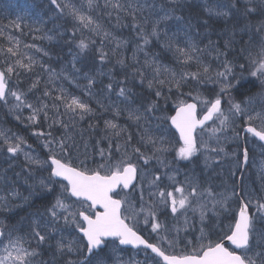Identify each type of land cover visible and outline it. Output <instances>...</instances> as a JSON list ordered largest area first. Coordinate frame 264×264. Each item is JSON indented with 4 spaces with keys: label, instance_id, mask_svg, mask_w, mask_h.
<instances>
[{
    "label": "snow or ice",
    "instance_id": "obj_1",
    "mask_svg": "<svg viewBox=\"0 0 264 264\" xmlns=\"http://www.w3.org/2000/svg\"><path fill=\"white\" fill-rule=\"evenodd\" d=\"M51 3L57 9H60L61 12L64 9H68V14L83 27L90 28L97 35L101 34V25L93 19L92 15L81 10L84 7L83 4L77 7L76 4H65L62 6L57 0H51ZM86 6L89 10H95V8L99 7L96 0H87ZM105 7H108L107 0ZM112 7L122 9L123 6L117 2ZM133 7V5H129V8ZM161 11H164V9L161 8ZM206 11L210 16L230 17L235 13H240L241 18L245 20H249L252 17L261 18L259 24L254 29L255 33L260 35L259 58H252L251 52L248 55L250 63L256 69L251 75L253 77L264 78V35H261L264 34V0H227L226 3L218 5L216 9L211 6L207 7ZM130 14L135 19V11ZM171 18L168 12L159 16L152 23L151 32L147 35H144V29L140 28V34L143 35L144 43L147 44L149 42L148 35L156 37L157 40L161 38L162 33L164 36H167L166 30L162 29L160 25ZM176 19L179 20L181 18L176 17ZM12 26L20 28V24L18 23H14ZM135 27L139 28L140 26L135 25ZM4 35V30L0 29V36ZM110 35L108 32H103L105 38ZM7 39L11 42L12 46L0 48V54L3 56V60H0V101L7 103L10 96L17 102L15 105L17 110L24 106L32 110L31 115L28 117L30 122L37 123L42 115L45 121L51 119L52 123L49 124V128L59 124L65 130V134L60 138L53 137L51 132L35 133L37 136L46 137L43 146L48 149V160L42 161L27 152L24 155L31 165H37L40 168L46 165L49 167L48 176L40 180L42 187L51 192L54 190L56 184H60V195L56 197L52 206L47 209L51 221L55 222L62 217L65 224L75 225V229L82 236L79 240L75 238L69 240L63 236L55 239L53 235L55 229L48 231V224L34 221L30 233L31 239L25 240L23 236L15 234L14 229H9L7 225L0 224V245L3 246L2 251L4 253L0 255V264H107L109 254L106 252V249L110 243L114 244L116 241L119 242V245H132L135 247L142 245L146 256L147 250H151V253L155 255L150 258L156 264H160L161 261L162 264H264V230H258L255 226L258 221H264V201L256 200L254 202L250 198H247V194L243 192L233 191L229 195L214 193L210 187L202 188L199 182L192 178L186 177L184 182L180 183L176 180L175 175L168 176L172 190L160 188V175L153 176L149 181V188H155L156 191H149L148 196L150 201L147 205H145L142 187L139 194V208H137L136 202L128 198L127 193L121 198H116L120 196V191L129 189L130 185L132 186V191L136 190L137 186L133 184V181L137 177L138 168L132 162L133 155L142 159L145 164L153 158H156L161 164L164 163L158 155L159 153L168 151L163 137L154 138L148 135L147 129H145L144 134L140 136V143L145 147H152V154L145 155L141 152L140 147L132 144L133 135L127 131L126 127L114 121L106 120L105 128L112 130L111 136H115L118 140L122 136L124 137L123 145L117 143L115 146L116 151L120 153V159L114 160L112 158V141L109 137H105V139L109 140V150L106 154L104 149H100L99 153L104 163L97 165L96 168H88L85 161H80L82 167L72 166L69 159V149L75 145L72 143L73 136L70 129L75 128L77 117L79 120H83L94 109L89 103L82 100L79 96L71 94L63 87L56 89L51 70H48L49 80L45 85L46 90L43 92V96H52V91H57L59 95L52 97L54 103L51 106L41 103L39 107H33L31 103L26 104L25 98L27 93H22L11 88V77L13 75L19 76L20 70L25 72L34 71L37 62L32 56L21 51V42L18 38L9 35ZM92 43H95V41L89 40L86 42L85 39H81L79 41V48L83 51ZM101 43L103 44V41ZM120 43L119 41L117 42L118 47ZM230 44L231 41H226L225 47H229ZM164 46L174 51L177 63L186 67H191L194 64L197 70H181L177 73L168 67L157 66L155 60L151 62L146 60V64L151 63L153 65V80L148 82L149 88L154 86L162 87L168 84L169 91L175 87L179 92L189 79L197 83L213 80V75H210L212 73L210 65L204 63L199 55L203 50L199 49L195 44L189 42L186 47H180L178 44L174 47L172 38L168 37ZM29 47L35 48V45H24V48ZM115 51L114 49V54ZM244 51H247V49H241V52ZM220 55L222 53L217 52V59ZM106 56L107 53L101 50V61ZM25 59H27V63H25ZM119 63L123 64V60H120ZM41 67L44 68L43 65ZM223 67L224 71L215 72L214 77L216 82L220 80L225 81L221 86V93L226 94L233 87V85L227 83L228 76L232 72V66L228 62H225ZM240 67L243 68L244 66L240 65ZM135 75H139L141 82H143L144 74L142 71L137 69ZM161 75H164L165 78L159 79ZM93 83L94 79L89 78L88 84L85 86L88 89L87 95L89 97L92 96L91 87ZM252 83L255 86V82L253 81ZM38 84L39 79L34 80L29 91L36 88ZM49 84L53 85V89L48 88ZM112 87L111 83L107 85L108 90H111ZM259 87L261 92L254 96L246 97L241 101L230 99L227 112L222 108L220 94L217 95L216 99L211 101L206 99L201 100L197 96L195 98L196 101H199L206 108L204 115L199 119L197 118L196 102H187L183 99L178 100L176 114L170 117L171 123L179 131L180 140L182 141L181 146L177 150V156L188 160L200 151L211 152L217 155L224 152V148L220 146L222 143L221 137L225 141L227 140L224 133L237 118L245 119L248 123L246 131L258 137L260 141H264V128L258 130L252 126V122L256 119L264 121V79H261ZM128 92L129 90L122 87L118 95L124 97L125 100H129ZM161 94V91L155 92L157 97L161 96ZM179 94L181 96L184 95L182 92H179ZM187 95L191 97L192 94L188 93ZM258 102L259 110L256 108ZM61 106L63 107V112L60 111ZM154 107V103L149 104L144 109V112H141L139 108L126 109L127 118L139 124L141 119H147L145 114L151 112ZM50 109L53 110L51 117L49 116ZM114 111L116 116L121 114L119 108L114 109ZM61 117H66L67 122L61 119ZM17 119H20V117H17ZM208 121H211L215 125L209 130V139L211 140L215 137L216 148H211L203 140L200 141L198 146L196 137L193 134L198 126L203 128ZM90 127L92 126L90 125ZM0 138H3V143L7 146V152L12 154H18L23 151L22 145L26 143L23 138L9 136L5 131H0ZM129 148H131V155L128 152ZM243 156L244 163H247V149H244ZM205 159L207 161L211 157L206 156ZM261 170L264 171V162H262ZM61 180L67 183L63 184ZM117 189H120V191H117ZM72 198H75L72 203H66V200ZM233 199L237 201V208L230 209L229 203ZM153 200L158 201L160 206L170 208L173 216L180 212L187 213L189 209L193 213L199 211L202 224L208 217L209 212L217 219H219L222 212H231L233 223L228 225V232L224 233L219 242L208 240L207 243H204L203 241L207 239V235L204 229L201 228V235L195 238V242L186 241L185 243V248L190 247V251L184 253L182 250L179 255L168 254V249L175 248L177 241L168 239L170 230L158 221L157 204L152 203L151 201ZM2 205L3 199H0V206ZM253 207L256 209L254 213L250 212V209ZM96 209H102V211ZM140 216L144 217L143 223L145 225L151 223V231L157 234L155 243L149 242L137 230ZM187 223V217H185V224ZM219 223H222V221H219ZM174 230L177 234L180 231L179 228H175ZM161 233L164 234L162 235ZM53 239H55V242L49 244V248L53 252V258L50 261L39 259L43 255L39 251L40 246ZM32 240L36 241V248L31 247ZM224 241L230 242V245L234 247L230 250L229 247H225ZM26 243L28 247H25ZM73 255L83 258L72 259ZM157 257L160 258L159 261L156 260ZM145 264H147V259Z\"/></svg>",
    "mask_w": 264,
    "mask_h": 264
},
{
    "label": "trees",
    "instance_id": "obj_2",
    "mask_svg": "<svg viewBox=\"0 0 264 264\" xmlns=\"http://www.w3.org/2000/svg\"><path fill=\"white\" fill-rule=\"evenodd\" d=\"M69 1L70 4H76L77 7H80L82 4L84 5L81 10L92 15L93 19L101 25V34L97 35L93 33L90 28L83 27L68 14V9H64V11L61 12L60 9H57L56 6L51 3V0H0V29H3L5 32L4 36H0V48L12 46L11 42L7 39L9 35L20 40L21 51H29V49H24V45H35V47H39L38 52L35 55H32L33 59L37 62L34 71H21L20 75L16 76L18 79L19 90L27 93L25 101H30L33 107H39L41 103H46L51 106L54 103L52 97L59 95L57 91L55 92V90H53L52 96H43V92L46 90L45 85L49 80V77L46 78L49 73L48 70L53 69L56 72L63 66V64L66 65L71 61L74 69L80 72V82L75 81L72 84L66 82L60 74H54L53 78L56 89L63 87L71 94L79 96L89 104L91 103L90 106L94 109L91 114L96 115L95 119L94 116L91 118L85 116L83 120H80L81 126L79 128L84 134L82 139L72 141L75 146L70 149H73V151L81 150V148H85L86 145L89 147L91 146L93 135H95L94 132L97 133L96 130L100 129V126H103L101 125V121H103L102 119L104 117H109L120 122L121 126L126 127L127 131L132 133L133 145L136 147L141 146L140 136L143 135L145 129L149 130V128H147L149 126L142 119L139 124L128 120L127 111L125 109L123 110L122 106L127 103L128 109H136L137 106L142 107L143 105L144 107L142 108L145 109V106H148L153 102L155 105L153 110L158 114L163 113L162 115L167 116L168 113L173 111V106L178 100L188 98V92L190 93L197 88V82L189 79L179 90V92L184 93V95L181 96L175 87L169 91L168 84H165L167 88L164 87V85L162 87L154 86L152 87L153 89L149 88L148 82L153 80V74L145 71L143 66V82H141V77L139 75H135L136 70L141 67V58L143 55V52L141 51L144 49L149 50L151 58L156 54L157 56L154 59L164 63L169 69H172L177 73L181 70H197V67L194 64L191 67H186L176 62L174 51L169 50L164 46L167 40L162 37V34L159 40H157L156 37L148 35L149 42L147 44L144 43L143 35L140 34V28H144V35L151 32L152 23L157 19L155 10L160 11L161 8H163L164 11L166 10L170 14L172 17L171 21L174 22L173 31H179L181 35L180 37H183V45L181 47H186L189 42L195 44L199 49L203 50L199 53L201 59H204L203 62L211 67L218 62L225 63L226 60L232 56L239 58V55H241L240 44L242 43L245 47L244 41H246L250 33L254 32L252 29L248 31L247 28H245V30L239 34L234 33V35L231 36V39H226L225 32L229 29V25L232 23L235 24L241 15L235 13L230 17L210 16L206 11V8L209 6L214 8L219 4L226 3L227 0H175L176 3H169L166 2V0H107L108 7H105L106 0H96L99 7L95 8V10H89L87 8V0ZM57 2L62 4V0H57ZM117 2L123 6L122 9L112 7V5ZM4 4L9 5V11H1ZM130 4L134 7L129 8ZM133 11H135V19L133 18V15L130 14ZM176 17H180L181 19L177 20ZM254 19L257 20L258 18L252 17L249 19V22L252 23ZM14 23L20 24V28L13 27L12 25ZM135 25H139L140 27H135ZM53 27H55V29H52ZM56 27H58L57 30ZM218 30L222 34L221 37L216 35ZM103 32H108L111 35L105 38ZM81 39H85L86 42L89 40L95 41V43L90 44L87 49L82 51L79 48V41ZM217 39L220 40L216 42ZM101 41H103V44ZM118 41L121 42L119 47L117 46ZM226 41H231L230 46L227 48L225 47ZM215 44L219 51L214 50ZM175 45L173 44L174 47ZM114 49L116 50L115 54L113 52ZM101 50L104 53H107V56L103 61L100 59ZM216 52H222L223 55H220L217 59ZM45 53H47V55H45ZM208 55L210 58L214 56V61L216 62L214 63L211 61L210 63V59L207 58ZM0 60H3L2 54H0ZM120 60H123V64L119 63ZM27 62V59H25V63ZM241 63L243 62L240 61V64ZM41 65H43L44 68H42ZM212 69L214 70L213 67ZM87 72H89L91 78L94 79V83L91 87V97L87 95L88 89L85 87L88 84V80L83 78ZM66 73H70L69 70ZM70 77L76 80V74L71 73ZM11 78L14 80V76ZM164 78V75L159 77V79ZM37 79H39L38 86L29 91L33 81ZM107 83L112 84V91L108 90ZM203 85L207 86V91L211 93V98L217 95L215 92L216 83L206 81ZM243 85H245V87H243ZM252 86V84L244 83L239 87L242 91L243 87L245 92L249 91V93H251L250 91L254 90ZM122 87L129 90V100H125L124 97H121V99L116 98V94L119 93V90ZM48 88L53 89V85L49 84ZM156 91H161V96L157 97L155 95ZM169 93L171 94L168 95ZM172 93L174 94L172 95ZM236 95L240 96L238 90ZM162 97L164 98L162 99ZM34 98L37 99L34 100ZM125 101L126 103L123 104ZM174 101L177 102L175 103ZM172 102H174V104H172ZM101 105H103V107H101ZM117 107L121 110V114L119 115V118H113L112 115L115 113L114 109ZM166 109L171 112H168ZM24 111L32 110L26 109ZM51 114L53 115V110L50 109V117L52 116ZM62 118L65 119L66 117ZM87 118H89L88 124L86 123ZM149 119L152 121V117ZM0 121L2 124L10 127V131L22 134L27 142L38 148L42 153L41 156L43 159L48 156V149L40 144L36 146L35 141L32 140L31 132H44L47 129L55 131L57 128L54 126L48 128L49 124L52 122L51 119L45 121L43 116H41L37 123L24 126L23 124L18 123L17 116L15 114L11 115L10 110L0 101ZM90 125L92 127H90ZM55 126L62 129L59 124H56ZM139 132L142 134H139ZM64 134L65 130L61 135L63 136ZM74 138L75 137H73V139ZM137 139H139V144L137 143ZM5 147L3 141L0 139V169L5 166L6 168H10V177H12L10 183L5 186V189H2L4 194H6L3 203L9 204L11 209H16L18 215L16 216L15 214L10 215L9 213H5L3 222L9 223L10 228L15 230V234H25L26 236L33 227V222L29 221V217L32 215L37 216L39 212L45 209L44 207L52 201L53 195L52 193L44 192V187L37 185L36 181L41 169L29 164L27 160L24 161L20 155L15 156V161L8 159ZM105 148L109 149L107 147ZM111 151L113 152V149H111ZM241 158L242 155L240 154V161ZM69 159L73 165H78L79 161L82 160V158ZM89 168L93 167L90 166ZM41 176L39 177H47L44 175ZM33 184H35V194H33L34 188L28 187L29 185L33 186ZM13 193H15V195H13ZM19 218L22 220V224L18 223ZM41 252L43 253L44 251Z\"/></svg>",
    "mask_w": 264,
    "mask_h": 264
},
{
    "label": "rangeland",
    "instance_id": "obj_3",
    "mask_svg": "<svg viewBox=\"0 0 264 264\" xmlns=\"http://www.w3.org/2000/svg\"><path fill=\"white\" fill-rule=\"evenodd\" d=\"M65 4H70V1L69 0H62L61 5L63 6ZM217 6L214 7V9H216ZM9 8L10 7L8 4H4L1 11H3V12L9 11L10 10ZM220 10H224V9H220ZM155 11H156V18L157 19L159 18V16H162V15H164L165 12H167L166 10L165 11L155 10ZM19 14L22 15L21 13H19ZM257 18H258L257 20H254L252 23H250L249 20H245V19H242L241 17H239L238 21L235 24L232 23V24H230L231 26L229 25V27H228L229 29L227 30V32H225L226 33V39H231V36H233L234 33L239 34L240 32H243L245 30V28H247L248 31L250 29H252L254 31L255 27L260 22V20H259L260 18L259 17H257ZM160 27L162 29L166 30V32H167V36H164V34L162 33V37H164L166 40H168V37H171L172 43L174 45H175V43L180 45V47L183 45V37H180L181 35H180L179 31H177V32L173 31L174 30V22L171 21V19L168 22L161 24ZM57 28L58 27H56V30H57ZM240 28L242 30H240ZM52 29H55V27H53ZM218 31H217L216 35L221 36L222 34L220 33V31L219 32ZM250 35H253V38H252L253 40L249 44L248 47H247V43H246L247 40L244 41L245 47L242 45V43L240 44V46H241L240 51H241V49H247V51L240 52L241 55H239V58L232 56L226 60V62H228L229 64H233L235 67L238 65H243L244 66V74L248 68L251 70V73L256 70L255 67L250 63L249 55H248L249 52H251L252 58H256V59L259 58L258 57L259 35H257L255 33V31L253 33H251ZM218 40H220V39H217L216 42H218ZM26 49H29V51H22V52H26L29 56H32L38 52L39 47H35V48L29 47ZM214 49L217 50L216 47ZM141 52H143V55L141 58L142 61H141V67L139 69L140 71H142L141 68L143 66V69L145 71L153 74V65H151V63L146 64L145 63L146 60L149 62L155 60L157 62L158 66L167 67V65H165L164 63H161L160 61H157L156 59H154L157 56L156 54H154L153 58H151V53H149V50L144 49ZM207 58L210 59L209 60L210 62L211 61H213L214 63L216 62V61H214V56H212L210 58V56L208 55ZM202 60H204V59H202ZM240 61H242L243 63L240 64ZM205 62H207V61H205ZM223 65H224V62H218L216 65L212 66L214 68V70L210 66L212 69V73H210V75H213V78H215L214 77L215 72L224 71ZM50 70L53 74V78H54V74H60L63 77V79L70 84H72L75 81L80 82L79 81L80 77H81L80 72L74 69L71 61H69L66 65L63 64V66L60 67L56 72L53 69H50ZM68 70L70 73H66ZM21 71H23V70H20V72ZM71 73L76 74V80H74V78L70 77ZM232 74H236V76H241V78L244 76V74L241 73V70L236 71L235 73H232ZM13 76H14V80L11 78L10 87L13 88L14 90L22 92L18 88L19 84H18V79L16 78V75H13ZM84 76H83V78H85L86 80L91 78V76L89 75V72H87ZM48 77H49V73H48V76L46 78H48ZM253 80L255 81V84H257L258 86H252V88L254 90L251 91V93H249V91H247V92L244 91L243 87H245V85H243V87H242L243 91H242L241 88L239 87L241 85V83H238V84H234L233 87L230 88L226 94H223V93H221V86L223 84V80H220L219 82H217L218 85L215 86V92L216 93L219 92L218 94H220V97L223 100L222 104L224 106L225 112H227V109L229 108V100L230 99L233 101H241V100H244L246 97L254 96V95L261 92V89L259 87L261 77H257L256 79H253ZM227 83H228V81H227ZM237 90L240 92V96L236 95ZM110 91H112V90H110ZM22 93H24V92H22ZM190 93L192 94L191 97L193 99H195L197 96H199L201 100H205V99L210 100L212 97L211 93L207 91V86H204L203 83H197V88ZM116 98L121 99V96H119L117 93ZM36 99L37 98H34V100H36ZM8 100H9V102L6 104V108L10 110L11 115L15 114L17 117H20V119H18V123L24 124V126L33 124L32 122H30L28 120V117L31 115V111H24V110L29 109V108L24 106V107L20 108L19 110H17V108L15 107V105L17 103L15 101V99L9 96ZM197 102L199 103V105H201L204 108L203 104H201L199 101H197ZM27 103H31V102L28 101V102H26V104ZM125 103H126V101L123 104H125ZM142 107H144V106L142 105ZM142 107L137 106L136 108H139L141 112H144V108H142ZM146 107L147 106H145V108ZM122 108H123V110L128 109V104L126 103L124 106H122ZM256 108H257V110H259V102L257 103ZM29 110H31V109H29ZM61 112H63L62 106H61ZM145 115L147 116V119L146 120L142 119V120H144V122L149 126V127H147V128H149L147 134L153 136L154 138L163 137L164 141H165V147L168 148V151L158 154L160 156V158L163 160V162H164L163 164L159 163L156 158L151 159L147 164H145L142 159L138 158L135 155L132 156V161L134 160L137 164L140 165V166H138L139 167V182L137 184L136 190L132 191L131 193H128L127 195H128V198L130 200L136 202L137 208H139V206H140L139 194H140V188L141 187L144 190L145 205H147V203L150 201V198L148 196L149 191H156L155 188H149V181L153 178L154 175H160L161 180L159 181V187L165 188L166 190H172V185L168 179V176L175 175L176 180L180 183H183L186 177L192 178L193 180L198 181L202 188H209L210 187L214 193L229 195L233 191L243 192V193L247 194V198H250L254 202L257 200V197H260V194H258V191H257L258 190L257 187L260 186V184H261L260 182H262V180L264 178V171L261 170L262 169V162H264V158H261V160L260 159L257 160V158L259 156V154H257V152L252 154V159L251 158L248 159V163H247L245 172H244L243 176L241 175L242 177L240 179V186H238V179L237 178H239L240 173H241V171L239 172L240 164H241L240 154L242 153V146H243V142H244V140L242 141L240 138L241 137L240 136V133H241L240 132V130H241L240 121H242L243 123H247L245 119H240V118L235 119L234 123L231 124L229 129H227L226 132L224 133V136L227 137L226 141L224 140L223 137H221L222 143L220 146H222L224 148V150H225L224 152H221L217 155V154L211 153V152L200 151L199 152L200 155L197 153V155L195 154L192 158L185 160V159H181L177 156V150L181 146L182 143L181 144L178 143V141L175 137L176 134L172 133V131L169 127V124L167 123V117L168 116L158 114L155 110H152V113L149 112V113H146ZM88 116H89V118L94 116V119H95L96 115H92L90 113V114L86 115V117H88ZM112 117L113 118H119V116H116L115 113L112 115ZM150 117H152L151 126H150V121H148ZM89 118H87V121H86L87 124L89 122L88 121ZM61 119H63V118L61 117ZM64 120L67 121V118H65ZM102 120L103 121H101V125H103V126H100V129L96 130L97 133L94 132L95 135H93V141H92L91 146L89 147L88 145H86L85 148L82 147L81 150H76V151H73V149H69V153H70L69 158H75V159L82 158L81 161H85L88 168L90 166H92L93 168H96L97 165L104 163V160L101 158L99 153H100V149H104L105 153L107 154L109 149H106L105 147L109 148V140L105 139V137H109L112 141V149H113L112 158L114 160L120 159V153H118L116 151L115 146L117 143H120V144L122 143L121 145H123L124 137L122 136L118 140L115 136H113V137L110 136V133L112 130L105 128V121L111 120V121H114L115 123H117L119 125H121V123L117 122V121H115L109 117L108 118L104 117ZM163 123H164V126H163ZM253 124L257 125L260 128H264V121L256 119L253 121ZM2 125H3V127H2ZM217 125H218V121H217ZM80 126H81V122L79 119H77V123H76V126L74 128L75 130L70 129L72 136L75 137L73 140L82 139V136L84 133H83V131L80 130V128H79ZM214 126L215 125L212 124V126L209 127L207 130H204V131L199 133L198 144L200 143L201 140H203V141L207 142L211 148L217 147V144L215 143V137H213L211 140L209 139V130ZM54 127L57 128L55 131L54 130L50 131L49 129H47L43 133L51 132L53 137H56V138L62 137L61 133L62 132L64 133V130L58 128L55 125H54ZM48 128H49V126H48ZM0 131L7 132L9 134V136L21 137L26 142L22 145L23 151H21L18 154L8 153L7 152V146L5 145L6 146L5 150L8 153V159L14 161L15 160L14 157L16 155H20L21 158H23V160L26 161L24 153L27 152L30 155H32L33 157L44 161L43 157L41 156L42 153H41V151H39L38 148L33 146L31 143L27 142L25 137L22 134H20L18 132L10 131V127L6 126L5 124H2L1 121H0ZM35 133H37V132H35V131L31 132L32 140L35 141L36 146L39 144L41 146H43L46 137L37 136V135H35ZM139 134H142V133L139 132ZM0 139L3 141V138H0ZM137 141H138L137 143L139 144V139H137ZM247 143H248V145L246 147L249 150H251L252 149L251 146H252L253 142L250 143V141L247 140ZM140 148H141V152H143L145 155H151L152 154V147L151 146L145 147L144 145L141 144ZM255 149H258V148H255ZM121 151H123V149H121ZM128 152H130L129 154L131 155V148L128 149ZM263 153H264V150H263ZM206 156L211 157V159L206 161V159H205ZM78 165L80 167H82V165L80 164V161H79ZM48 173H49V171H48ZM10 176H11L10 168H6V166H5L4 168L0 169V199L4 200L6 197V194H4L2 189H5V186L8 183H10V180H11ZM203 176H206L207 178H203ZM45 178L37 177V181H36L37 185L41 187L40 180L45 179ZM254 181H256V182H254ZM247 184H248V186H247ZM34 185L35 184H33V186L29 185L28 187L34 188ZM220 189H222V190H220ZM44 192L51 193L46 188H44ZM35 193H36V191L34 188L33 194H35ZM60 193H61V187L59 184H56L54 187V190H53V194H52L53 195L52 203L55 202L56 197L59 196ZM123 196H125V194L121 195V197H123ZM24 197H25V195H24ZM25 199H26V197H25ZM72 202H73L72 200H69L68 202L66 201V203H72ZM151 202L157 204L156 211H157L158 221L162 225H164L167 229L170 230L168 233V239L177 241L175 248L168 249L169 251H173L176 253H181L182 250L184 253H187L188 251H190V247L185 248V243H186V241L195 242V238H197L201 235V231H200L201 228L204 229V232L207 235V239L204 240L203 242L207 243L208 240L214 241L213 238L210 236V235H212L213 230L218 231L219 228H221L224 231L225 228L227 227V230L225 232L221 233V237H222L224 235V233L228 232V225L231 224V222H232L231 212H229V213H223L222 212L219 216V219L213 217L212 213L209 212L208 217L206 218L205 222L202 224L200 221L199 211L193 213L191 211V209H189L187 211V213L180 212V213H177L175 216H173V214L170 211V208H165L163 206H160L158 204V201H155V200H153ZM0 207L2 209L5 207L8 209H11L9 204H4V203ZM77 207H79V205H77ZM85 207H86V205H85ZM229 208L230 209L237 208V201L235 199L230 201ZM47 209H43L42 212H40L38 214L39 217L36 218L35 221H40L41 224H48V231H52L53 229H55V231L53 233L55 239H59L61 236L65 237L66 239H69V240L74 239V238L77 240L80 239L79 235L77 234V230L75 229V225L65 224L62 217L59 220L52 222L50 216L48 215ZM251 211L254 213L256 211L255 207L251 208ZM7 212H9L10 215H14V214L16 216L18 215L16 210H14V209H11L10 211L6 210V213ZM185 217H187V221H188L187 224H185ZM143 220H144V217L140 216L139 217L140 222L137 226H139L141 229H143L147 233L148 236L150 235V237L156 241L157 240V234L153 233L151 231V223L145 225L143 223ZM29 221L34 222L33 215L29 217ZM219 221H222V223H219ZM18 223L19 224L23 223L20 218L18 220ZM4 225H7L9 229H12V228H10L9 223H6ZM175 228L180 229L178 234L175 232V230H174ZM256 228L258 230H262L264 228V224L261 221H258ZM31 231H29V232L27 231L28 235L25 236V234H21V236H23L25 238V240H29V239H31V236H30ZM161 234L163 235L164 233H161ZM17 235H19V234L17 233ZM55 239L49 241L48 243H46L44 245H41L39 248V251H47L48 249H50L49 244L54 243ZM2 247L3 246L0 245V255L4 254L2 251ZM25 247H28L27 243L25 244ZM31 247L32 248L37 247L35 240H32ZM108 251H106V252L108 254L111 253V255H110L111 259L107 260V264H145L146 259H147V264H156V262L153 261L151 258L145 257L143 253H142V258H141V252L140 253H134V251L133 252H129V251L126 252V251H122V250L121 251L117 250V252H112V248H110ZM52 255H53V253H52ZM71 258L72 259H77V258L82 259L83 257H77V256L73 255Z\"/></svg>",
    "mask_w": 264,
    "mask_h": 264
},
{
    "label": "bare ground",
    "instance_id": "obj_4",
    "mask_svg": "<svg viewBox=\"0 0 264 264\" xmlns=\"http://www.w3.org/2000/svg\"><path fill=\"white\" fill-rule=\"evenodd\" d=\"M74 2V1H73ZM85 2V1H84ZM166 2H169V3H176V1L175 0H166ZM42 3V2H41ZM68 3V2H67ZM73 4V3H72ZM79 5V4H78ZM24 6V5H23ZM51 7V6H50ZM53 9V8H52ZM66 10V9H65ZM51 11V10H50ZM59 12V11H58ZM66 15H68V14H66ZM57 16H58V14H57ZM49 17V16H48ZM70 17V16H69ZM52 18V17H51ZM220 19V18H219ZM64 20V19H63ZM255 20V19H254ZM59 21V20H58ZM222 21H223V19H222ZM229 21V20H228ZM64 22V21H63ZM71 22H73V21H71ZM37 24V23H36ZM31 26V25H30ZM63 26V25H62ZM150 26V25H149ZM231 26V25H230ZM241 26V25H240ZM243 26V25H242ZM33 28V27H32ZM217 28V27H216ZM238 28V27H237ZM58 29V28H57ZM29 30V29H28ZM31 30V29H30ZM240 30H242L241 28H240ZM21 31V30H20ZM27 31V30H26ZM209 32H211V31H209ZM219 32V31H218ZM233 32V31H232ZM60 33H61V31H60ZM213 33H214V31H213ZM26 34V33H25ZM232 34V33H231ZM229 35V34H228ZM96 36V35H95ZM211 37H212V35H211ZM221 37V36H220ZM224 37V36H223ZM243 38V37H242ZM207 41V40H206ZM250 41H248V43H249ZM212 44V43H211ZM215 47H216V44H215ZM219 51V50H218ZM208 53V52H207ZM217 53V52H216ZM222 53V52H221ZM149 55V54H148ZM160 55V54H159ZM173 55V54H172ZM223 55V54H222ZM166 56V55H165ZM164 56V57H165ZM212 56V55H211ZM171 58V57H170ZM135 59V58H134ZM221 60H222V58H221ZM135 61V60H134ZM164 62V61H163ZM211 63V62H210ZM126 64V63H125ZM112 66V65H111ZM158 66V65H157ZM174 68V67H173ZM142 69V68H141ZM188 69V68H187ZM94 70V69H93ZM134 72V71H133ZM93 74V73H92ZM85 77V76H84ZM76 78V77H75ZM140 78V77H139ZM66 79V78H65ZM116 80V79H115ZM96 81V80H95ZM62 82V81H61ZM111 82V81H110ZM211 83H216V86L218 85L217 84V82L215 81V78H213V80L211 81ZM86 84V83H85ZM108 84V83H107ZM61 85V84H60ZM253 85V84H252ZM64 86V85H63ZM67 86V85H66ZM76 86V85H75ZM169 86V85H168ZM195 86V85H194ZM96 87V86H95ZM116 87V86H115ZM164 87H166L165 85H164ZM167 88V87H166ZM86 89V88H85ZM153 89V88H152ZM156 89V88H155ZM191 89V88H190ZM44 90V89H43ZM97 90V89H96ZM167 90V89H166ZM86 91V90H85ZM56 92V91H55ZM251 92V91H250ZM189 93V92H188ZM219 92H217V94H218ZM245 93V92H244ZM103 94V93H102ZM171 93H169L168 95H170ZM174 93H172V95H173ZM166 95V94H165ZM171 95V96H172ZM177 95V94H176ZM175 95V96H176ZM94 96V95H93ZM170 96V97H171ZM140 97V96H139ZM169 97V98H170ZM174 97V96H173ZM177 97V96H176ZM215 97V96H214ZM213 97V98H214ZM96 98V97H95ZM109 98V97H108ZM164 97H162V99H163ZM175 98V97H174ZM115 100V99H114ZM152 100V99H151ZM167 100H169V99H167ZM184 100H186L187 102H191V100H192V97H188V98H186V99H184ZM172 101V100H171ZM175 102V101H174ZM174 102H172V104H174ZM177 102V101H176ZM175 102V103H176ZM103 103H104V101H103ZM91 104V103H90ZM114 104H115V102H114ZM152 104H153V102H152ZM97 106V105H96ZM135 106V105H134ZM167 106H168V104H167ZM176 107H177V103L173 106V111L172 112H175L176 111ZM161 108H162V106H161ZM171 108V107H170ZM158 109H159V107H158ZM164 109V108H163ZM162 110V109H161ZM167 110V109H166ZM168 111V110H167ZM206 111V108H203V107H201L200 108V113H204ZM163 112V111H162ZM164 112H166V111H164ZM168 112H171V111H168ZM160 113V112H159ZM163 114V113H162ZM165 114V113H164ZM170 113H168V115H169ZM52 115V114H51ZM156 115V114H155ZM167 115V116H168ZM42 116V115H41ZM126 117V116H125ZM150 120V119H149ZM148 120V121H149ZM151 121V120H150ZM52 123V122H51ZM40 124V123H39ZM243 122L242 121H240V125L241 126H243ZM24 125V124H23ZM157 125V124H156ZM43 126V125H42ZM163 126H164V123H163ZM41 127V126H40ZM39 128V127H38ZM52 128V127H51ZM8 129V128H7ZM63 129V128H62ZM75 130V129H74ZM152 130V129H151ZM150 130V131H151ZM148 131V130H147ZM39 132V131H38ZM208 135V134H207ZM111 136V135H110ZM137 136V135H136ZM113 137V136H112ZM35 138V137H34ZM137 138V137H136ZM204 138V137H203ZM158 139V138H157ZM244 140V142H243V146L245 145H248V143H247V139H242V141ZM43 142V141H42ZM136 142V141H135ZM250 143H252L251 141H250ZM34 144V143H33ZM122 144V143H121ZM242 146V147H243ZM100 147V146H99ZM140 147V146H139ZM251 148H254V145H253V143H252V146H251ZM147 149V148H146ZM130 153V152H129ZM8 154V153H7ZM2 157V156H1ZM15 158V157H14ZM252 159V158H251ZM4 160V159H3ZM15 161V160H14ZM89 162V161H88ZM4 164V163H3ZM20 166V165H19ZM9 167V166H8ZM23 169V168H22ZM19 170V169H18ZM173 170V169H172ZM2 171V170H1ZM34 173V172H33ZM230 173V172H229ZM225 174V173H224ZM18 175V174H17ZM222 175V174H221ZM230 175V174H229ZM254 175V174H253ZM24 176V175H23ZM224 176V175H223ZM258 176V175H257ZM248 177V176H247ZM12 178V177H11ZM27 178V177H26ZM203 178H205V177H203ZM231 178V177H230ZM9 179V178H8ZM31 180V179H30ZM150 180V179H149ZM248 180V179H247ZM11 181V180H10ZM223 181V180H222ZM22 182H24V181H22ZM250 183V182H249ZM261 183V182H260ZM218 184V183H217ZM208 185V184H207ZM247 186H248V184H247ZM252 187V186H251ZM220 190H222V189H220ZM50 204V203H49ZM49 204L48 205H46L44 208H46L47 206H49ZM162 221V220H161ZM221 233H223V230L221 229V228H219V230L217 231V230H213L212 231V235H210L212 238H213V240H219L220 238H221ZM52 249H48L47 251H44L43 252V255L41 256V257H39V259H44V260H46V261H50L52 258H53V255H52ZM50 255V256H49Z\"/></svg>",
    "mask_w": 264,
    "mask_h": 264
},
{
    "label": "water",
    "instance_id": "obj_5",
    "mask_svg": "<svg viewBox=\"0 0 264 264\" xmlns=\"http://www.w3.org/2000/svg\"><path fill=\"white\" fill-rule=\"evenodd\" d=\"M176 114V111H175V113L172 115V116H174ZM170 123H171V120H170ZM171 125L173 126V128L175 129V131L178 133V135H179V131L176 129V127L171 123ZM199 127V126H198ZM197 127V128H198ZM248 126H245V128H244V132H247L246 131V128H247ZM247 133H249V132H247ZM252 134V133H251ZM253 135V134H252ZM180 136V135H179ZM258 140H259V138L258 137H256ZM260 141V140H259ZM263 144H264V141H261ZM66 182V181H65ZM135 182V180L133 181V183ZM67 183V182H66ZM131 186V185H130ZM100 211H102V209H100ZM82 235V234H81ZM111 239V238H110ZM224 243H228V244H230V242H228V241H224ZM122 246H127V247H132V248H137V247H135V246H132V245H122ZM142 246V245H141ZM138 247H140V246H138ZM143 247V246H142ZM234 247V246H233ZM151 251V250H150Z\"/></svg>",
    "mask_w": 264,
    "mask_h": 264
},
{
    "label": "flooded vegetation",
    "instance_id": "obj_6",
    "mask_svg": "<svg viewBox=\"0 0 264 264\" xmlns=\"http://www.w3.org/2000/svg\"><path fill=\"white\" fill-rule=\"evenodd\" d=\"M260 18V17H259ZM261 19V18H260ZM259 19V20H260ZM261 35H264V34H261ZM253 38V35H249L248 37H247V41H246V43H247V47L249 46V44L252 42V39ZM248 41H250L249 43H248ZM259 44H260V35H259V40H258V49H259ZM249 77V76H248ZM250 78H246V82L245 83H249L250 85L251 84H253L252 82L254 81V80H249ZM261 79H264V78H261ZM245 146V145H244ZM203 177H205V178H207L206 176H203Z\"/></svg>",
    "mask_w": 264,
    "mask_h": 264
}]
</instances>
